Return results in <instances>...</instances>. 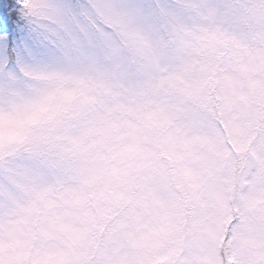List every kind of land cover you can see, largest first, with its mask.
I'll list each match as a JSON object with an SVG mask.
<instances>
[{
    "label": "snow or ice",
    "instance_id": "snow-or-ice-1",
    "mask_svg": "<svg viewBox=\"0 0 264 264\" xmlns=\"http://www.w3.org/2000/svg\"><path fill=\"white\" fill-rule=\"evenodd\" d=\"M0 264H264V0H0Z\"/></svg>",
    "mask_w": 264,
    "mask_h": 264
}]
</instances>
